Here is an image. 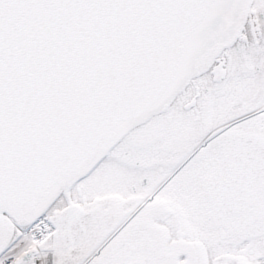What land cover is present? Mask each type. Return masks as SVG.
<instances>
[{"label": "snow or ice", "instance_id": "snow-or-ice-1", "mask_svg": "<svg viewBox=\"0 0 264 264\" xmlns=\"http://www.w3.org/2000/svg\"><path fill=\"white\" fill-rule=\"evenodd\" d=\"M0 264H264V0H0Z\"/></svg>", "mask_w": 264, "mask_h": 264}]
</instances>
